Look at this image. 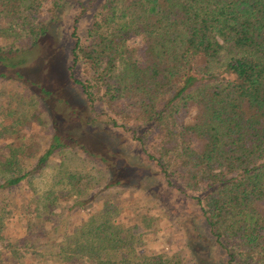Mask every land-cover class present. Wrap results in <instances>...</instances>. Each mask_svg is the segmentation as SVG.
<instances>
[{"label": "trees", "instance_id": "1", "mask_svg": "<svg viewBox=\"0 0 264 264\" xmlns=\"http://www.w3.org/2000/svg\"><path fill=\"white\" fill-rule=\"evenodd\" d=\"M40 2L0 0V38L9 40L0 44V78L36 91L51 126L30 165L21 156L35 157V143L24 138L9 146L0 193L30 184L58 152L78 149L108 172L104 189L133 186L154 196L148 177L179 193L198 192L191 198L208 233L197 227L202 247L187 245L193 264H221L213 249L225 264H264V0H53L37 22ZM70 3L83 12L94 7V15L85 38L82 13L73 19L67 88L45 71L49 53L35 54L43 38L58 33ZM81 65L89 67L87 79L77 74ZM101 92L108 103L136 98L135 123L99 119ZM124 138L135 144L133 153ZM84 205L77 199L73 215ZM4 217L0 207L1 226ZM91 220L45 250L68 264H185L163 256L135 262L127 256L135 248L126 244L128 234L111 218Z\"/></svg>", "mask_w": 264, "mask_h": 264}, {"label": "rangeland", "instance_id": "2", "mask_svg": "<svg viewBox=\"0 0 264 264\" xmlns=\"http://www.w3.org/2000/svg\"><path fill=\"white\" fill-rule=\"evenodd\" d=\"M40 1L41 7L34 14L37 22L42 17L46 18L53 6V0ZM83 1L87 3L90 0ZM80 14L79 33L85 38L93 22L94 7L83 12L78 3H70L63 10L58 33L43 38L35 54L49 53L45 71H54L57 74L56 83L67 88L69 85L63 81V76L69 73L72 63L71 50L75 41L71 37L73 19ZM139 42V39H134L130 44L137 46ZM3 43L8 44L9 40L0 38V44ZM76 70L81 78L90 77L89 67L81 65ZM102 95L103 92L97 95L99 119H106L108 114L120 124L127 123L128 127L135 123L139 114L136 98L108 103ZM47 113L50 111L36 91L20 81L0 78V132L9 133L0 136V161L10 156L9 146L24 138L30 139L38 149L31 160L24 156L21 159L27 165L36 161L49 138L51 126ZM123 145L131 153L136 149L135 144L125 138ZM134 177L137 176L134 174ZM107 178L108 172L99 160L81 150L67 149L55 154L30 184L0 193V207L5 215L4 223L0 225V259L21 264H68L45 247L68 240L70 235L64 233L73 226L86 228V222L92 226L91 218L94 216L98 223L111 218L112 224L128 234L126 244L133 243L135 248L129 250L127 256L135 262L163 256L193 264V253L188 246L196 243V248L202 247L195 229L198 227L201 232L208 233L199 207L191 198L199 193H179L148 177L143 178L150 183L156 193L154 196L133 186L107 190L104 189ZM77 199L84 200L85 205L79 209L80 213L73 215L78 208L75 206ZM81 213L83 215H79ZM36 245H42V248L36 249ZM212 253L221 264H225L219 250L213 249Z\"/></svg>", "mask_w": 264, "mask_h": 264}]
</instances>
